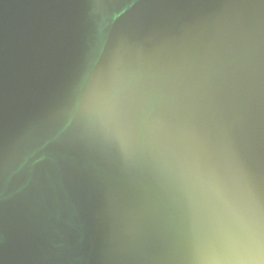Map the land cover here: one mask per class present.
<instances>
[{
  "label": "water",
  "instance_id": "obj_1",
  "mask_svg": "<svg viewBox=\"0 0 264 264\" xmlns=\"http://www.w3.org/2000/svg\"><path fill=\"white\" fill-rule=\"evenodd\" d=\"M264 264V0H0V264Z\"/></svg>",
  "mask_w": 264,
  "mask_h": 264
},
{
  "label": "clouds",
  "instance_id": "obj_2",
  "mask_svg": "<svg viewBox=\"0 0 264 264\" xmlns=\"http://www.w3.org/2000/svg\"><path fill=\"white\" fill-rule=\"evenodd\" d=\"M233 264H255V262H252V261H236V262H233Z\"/></svg>",
  "mask_w": 264,
  "mask_h": 264
}]
</instances>
